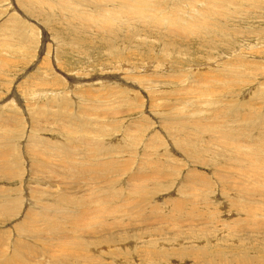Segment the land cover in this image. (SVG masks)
I'll list each match as a JSON object with an SVG mask.
<instances>
[{"label":"rangeland","instance_id":"obj_1","mask_svg":"<svg viewBox=\"0 0 264 264\" xmlns=\"http://www.w3.org/2000/svg\"><path fill=\"white\" fill-rule=\"evenodd\" d=\"M146 1L0 0V264H264V0Z\"/></svg>","mask_w":264,"mask_h":264},{"label":"bare ground","instance_id":"obj_2","mask_svg":"<svg viewBox=\"0 0 264 264\" xmlns=\"http://www.w3.org/2000/svg\"><path fill=\"white\" fill-rule=\"evenodd\" d=\"M213 2V1H212ZM234 2L235 1H230V2H228V3H232V4H234ZM108 3L111 5L110 6V8H106V10H105V13L103 14V13H100L99 12V10H100V8H93L95 11H97L98 13V15L100 16V20L102 19L101 17H102V15H104V19L108 22V23H112V21L114 20H119V19H123V21L121 22V23H126V22H130V23H132L130 20H136L137 21V23H138V25L137 26H140L139 25V23H144V22H146V21H152V22H157L158 24V27L159 28H161V27H163V28H165L166 30H167V33H170V34H168L169 36H177L179 33H181L182 31H180V30H178V29H180V26L178 27V25H181V26H183L182 28H184V23H186L187 24V22H188V20L187 19H185L184 18V15L183 16H181V15H179V16H177V19H174V18H172V17H168V19L164 16V11H162L161 10V8H149V2L148 1H146V0H108ZM115 3V4H114ZM207 3V2H206ZM227 3V4H228ZM150 5H153V4H150ZM229 5V4H228ZM114 6H115V8H114ZM177 7V6H176ZM231 7H232V5H231ZM234 7V6H233ZM130 11H129V10ZM160 9V10H159ZM153 10V11H152ZM198 11H200L201 12V14H197V17L196 18H193L194 19V22L193 23H195V24H197L198 23V26H196V27H198V28H201V29H205L206 31H208L210 34H214V35H216L217 36V31H214V29L212 28V24H211V22H209L208 21V18H209V16H207V14H206V12L204 11V10H198ZM146 12V13H145ZM210 14V13H209ZM127 15V16H126ZM192 15V14H191ZM196 16V15H195ZM187 17V16H186ZM93 18V20H95V22H99V19H97V18H94V17H92ZM189 18V17H188ZM191 19V18H190ZM136 21H135V23H136ZM180 22H182L181 24H179ZM101 23H104V21H101V22H99V24H101ZM136 23V24H137ZM176 24H178L177 25V27H173V26H175ZM185 24V25H186ZM156 25V24H155ZM98 26V25H97ZM149 26V25H148ZM195 26V25H194ZM118 27H119V25H118ZM176 28H178V29H176ZM103 29H104V27H103ZM114 29V28H113ZM119 29V28H118ZM123 29V28H122ZM178 30L177 32H175V31H173V30ZM106 30H107V28H106ZM115 30V29H114ZM184 30V29H183ZM216 30H218V29H216ZM111 31H112V29H111ZM202 31V30H201ZM107 32V31H106ZM112 32H114V31H112ZM207 33V32H206ZM174 34H176V35H174ZM184 34V33H183ZM204 35V34H203ZM209 35V34H208ZM191 36V35H190ZM162 38H163V36H161ZM118 38V37H117ZM205 38V37H204ZM211 40V39H210ZM212 41V40H211ZM122 57V59L124 58V55H122L121 56ZM120 58V57H119ZM122 65V64H121ZM125 66V65H124ZM150 66H152V65H150ZM143 70V69H142ZM82 81V80H81ZM80 81V82H81ZM76 82H78L77 80H76ZM247 97V96H246ZM196 129V128H195ZM71 139V138H70ZM200 142H202V141H200ZM199 142V143H200ZM203 143V142H202ZM197 144V143H196ZM194 145V144H193ZM200 145V144H199ZM202 145V144H201ZM204 145V144H203ZM196 148V150H202V149H204L205 148V146H201V147H195ZM232 148V150H241V148L240 147H238V146H233V147H231ZM207 149V148H206ZM208 150V149H207ZM209 151V150H208ZM197 153H198V151H196ZM259 151H257V149H256V153L259 155V153H258ZM202 152H200V154H201ZM204 154V153H203ZM205 157V156H204ZM233 157V156H232ZM235 157V156H234ZM239 157V156H238ZM242 157V156H241ZM244 157V156H243ZM246 157V156H245ZM245 157H244V159H245ZM205 159V158H204ZM236 159V158H235ZM243 159V158H242ZM237 160V159H236ZM253 160V162L251 163V161ZM255 160V161H254ZM243 161H245V160H243ZM259 162H260V160H259ZM256 159H252V158H250V160H249V163L251 164V165H257L258 166V164L257 163H259ZM219 163V162H218ZM240 163H242V162H240ZM263 165V164H262ZM261 174V173H260ZM256 175H258V176H260L259 174H257L256 173ZM261 176H263V173H262V175ZM251 178V177H250ZM259 179V178H258ZM245 180H247V179H245ZM255 181V183H258L256 180H254ZM260 181H262V180H260ZM225 184V183H224ZM225 192V191H224ZM247 193V192H246ZM22 197H20V198H18L16 201H10L9 199L7 200V201H3V202H1L2 204H0V210H1V212H7V211H9L8 210V208L9 207H12V209H16V207L17 208H19V206H20V203H21V199ZM60 199V198H59ZM23 200V199H22ZM58 200V199H57ZM62 200V199H61ZM65 200V199H64ZM65 201H67V202H69V205L70 206H72L73 208H76V209H79L78 208V205H77V203L75 202V200H73L72 202L71 201H68V200H65ZM127 202V201H126ZM129 202V201H128ZM133 202H138V201H133ZM17 203L19 204L18 206H17ZM54 204H56V203H54ZM67 204V203H66ZM119 204H121V203H119ZM181 204V203H180ZM180 204H178V205H180ZM138 205V204H137ZM115 206V205H114ZM131 206H133V205H131ZM258 207V206H257ZM43 208H44V206H43ZM45 208H48V207H45ZM133 208V207H132ZM172 208V207H171ZM114 209H115V207H114ZM113 209V211H115ZM125 208H123V210H124ZM128 209V208H127ZM126 209V210H127ZM192 209V208H191ZM46 210H48V209H46ZM117 210V209H116ZM138 210V209H137ZM178 210V209H177ZM45 211V210H44ZM122 211V210H121ZM134 211V210H133ZM132 211V212H133ZM245 211V210H244ZM47 212V211H46ZM118 212V211H117ZM116 212V213H117ZM9 213V212H8ZM45 213V212H44ZM115 213V214H116ZM125 213H126V211H125ZM135 213H137V212H135ZM134 213V214H135ZM262 213V212H261ZM7 214V213H6ZM43 214V213H42ZM46 215H47V213H45ZM114 214V213H113ZM118 214V213H117ZM123 214V213H122ZM199 214V213H198ZM119 215V214H118ZM126 215V214H125ZM128 215V214H127ZM132 215H133V213H132ZM170 215V214H169ZM190 215V214H189ZM39 216V218H40V215H38ZM43 216V215H42ZM47 218V217H46ZM112 218H113V216H112ZM115 218H117V215H116V217ZM122 218H124V217H122ZM37 219V218H36ZM110 219H111V215H110ZM120 219V218H119ZM126 219V218H125ZM155 219V218H154ZM43 220V219H42ZM158 220V219H157ZM37 221V220H36ZM44 222H45V220H43ZM116 221V220H115ZM44 222H41L42 224L44 223ZM120 222V221H119ZM46 223V222H45ZM53 223V222H52ZM122 223V222H121ZM55 224V223H54ZM54 224H51L52 226L54 225ZM133 225H135V224H133ZM56 226V225H55ZM124 226V225H123ZM54 227V226H53ZM52 227V228H53ZM50 228H51V226H50ZM49 228V229H50ZM55 228V227H54ZM56 228H57V226H56ZM193 228V227H192ZM36 229H38L37 227H36ZM48 229V230H49ZM58 229V228H57ZM162 229V228H161ZM190 229V228H189ZM52 230V229H51ZM154 230V229H153ZM23 234H25V236H26V234L27 233H30V234H33V233H31V230H27V229H25L24 227H22L21 228V230H20ZM50 231V230H49ZM53 231V230H52ZM52 231H50V232H52ZM53 232H55V231H53ZM139 232V231H138ZM18 233H19V229H18ZM154 234V233H153ZM156 236V235H155ZM194 237V236H193ZM183 242V241H182ZM147 243V242H146ZM151 244H150V246L151 247H153V251H154V253L157 255V250L159 249V248H162V247H164V246H166V247H171V246H175V247H171V248H174V249H176V248H178V246H180L181 244H184V245H186L187 243L186 242H184V243H180L179 241H177L176 239H174V238H168V239H164V240H155L154 242H150ZM198 243L199 244H201L202 243V241H198ZM68 244V243H67ZM134 244V243H133ZM132 244V245H133ZM118 245H120V243L118 244ZM63 246V245H62ZM121 246V245H120ZM119 246V247H120ZM124 246V244L121 246V247H123ZM116 247H117V245H116ZM63 248H64V246H63ZM188 249H189V253H190V257H187V256H185V257H187V258H192L194 261H196V260H198L199 258H198V256H199V252H198V250L196 249V247H195V244L193 243V244H190V245H188V247H187ZM60 249V248H59ZM118 249V248H117ZM116 249V250H117ZM149 249H150V247H149ZM61 250V249H60ZM146 250H148V249H146ZM216 249H215V253H216ZM221 252V251H220ZM150 253V252H149ZM153 253V252H152ZM151 253V254H152ZM214 254V253H213ZM210 256H212V254L210 255ZM217 258V257H216ZM216 258H214V259H216ZM218 258H220V257H218ZM222 259H223V257H221ZM236 259H238L237 257H236ZM235 259V260H236ZM240 259H242V258H240ZM36 260V259H35ZM229 260V259H228ZM34 261V260H33ZM207 263H208V261H207ZM235 263V262H234Z\"/></svg>","mask_w":264,"mask_h":264}]
</instances>
